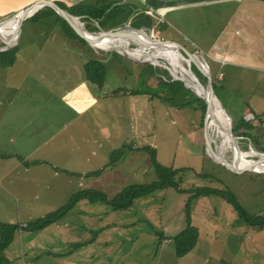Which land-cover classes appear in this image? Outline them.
Listing matches in <instances>:
<instances>
[{"label":"rangeland","instance_id":"374dc122","mask_svg":"<svg viewBox=\"0 0 264 264\" xmlns=\"http://www.w3.org/2000/svg\"><path fill=\"white\" fill-rule=\"evenodd\" d=\"M114 7L112 6L111 9L117 12L119 9H114ZM34 15L25 21L22 36L18 41L19 44L17 37L12 47H18L17 52L22 51L23 55L27 57L24 60L30 59L32 66H37L36 68H38L52 65L50 62L59 60L57 58H46L45 56L42 58L36 57L39 48L43 50L44 55H49V51L54 52L53 49L59 48L61 45L60 40H55V38L51 40L53 35L58 34V30L48 25L49 22H44L43 18H46V16H38V18L33 19ZM139 16H135L134 19L139 18ZM18 18L2 25L0 31L15 32L18 26ZM76 18L87 31V23L94 28V24L91 21L87 22L80 17ZM109 18L117 21L119 17L114 19V15H110ZM7 19H0V23ZM112 19L111 22L113 21ZM152 21L154 24L155 20ZM124 27V25H120L112 29H102L96 33L119 28L123 29ZM163 27L165 28L160 31L163 32L160 37L157 35L151 36L152 30L143 31L151 39L157 41H163L167 38H179L170 27L168 28L166 25H163ZM126 33H132L131 29ZM5 42V39L0 37V52L12 49L7 44L11 43ZM86 45L87 49H89L86 62L99 61L105 66L106 70L104 86L99 87L96 84L93 88L96 94L100 92L105 94L109 89V85L113 88L119 87L113 81L119 78V80L123 79L119 83L120 87L127 89V93L148 91L153 95L143 94L140 96L141 101L135 99V104H133L131 99L129 107L128 103L122 105V108H127L126 117L132 126L142 121L143 127L137 128L136 131L141 129L143 133L142 135L137 133L133 137L132 133L130 135L128 124H126L127 138L124 143L126 150L115 165L102 171L98 184L94 186L98 189L95 190L104 194L111 202L129 186H146L157 182L156 169L152 163L151 153L148 151V149H152L156 151L157 161L161 165L173 169L190 170L178 176V178L181 177L180 184L182 189L188 190L197 187L224 188L231 191L238 198L248 215L264 216V172L245 171L234 173L222 163L213 161L206 150L205 118L203 119L205 111L203 106L194 103L192 107L185 109L172 108L165 105L162 100L154 95L158 92L162 79L165 78L163 75L167 71L172 77V73L180 76L179 73L182 72L180 66L176 65L177 67H175L169 59L151 50L141 52L138 56L136 51L143 49L141 42L130 44V54H125L119 50H102H108L113 45L98 44V48L88 43ZM174 48L177 49V47ZM172 53L178 58L179 64L188 71L189 62L181 52L176 50ZM22 63L23 61L19 64L22 65ZM208 63H210L209 65L212 69L213 62L208 59ZM60 65L62 64L57 66ZM22 67L28 66L23 65ZM36 68L32 71L40 74ZM193 71L201 80L202 86L207 88L208 81L204 83L205 77L202 76L195 65ZM193 71L192 73L194 74ZM225 71L226 79L224 82L213 78L214 91L225 113L232 117L234 131L237 134L242 127L251 126L252 120H259L261 112H258L256 103L250 101V99L254 98L255 91H250L248 88L243 87L244 82L241 80L244 76H241V79L236 81L239 88L235 89L231 81H229V70L226 68ZM12 73L13 75L15 74L13 70L5 74L0 69V98L5 90L1 88V84H3L4 78H9ZM195 74L194 76H196ZM119 75L123 76V78ZM30 76L32 75L30 74ZM42 76L45 78L44 75ZM48 76L51 77L52 75L48 74ZM28 82L29 78L25 80L24 89L21 90L13 89L16 86H20V84H11V90H8L7 87L4 98L12 99L14 103L13 106H7L8 101L5 102L3 107H6L1 112L2 119L9 116L13 123L16 117L19 118L13 112V110H18L19 100L23 98L31 101V92L26 89ZM31 86L34 89V84H31ZM37 93L39 96H44L40 89ZM256 94H258V91ZM0 101L2 100L0 99ZM30 103L33 104L32 102ZM261 106L264 108L263 105ZM48 112H50L51 116L56 114L53 109H49ZM108 113L111 115L116 114L115 106L109 105L102 110V115L105 116ZM229 126L228 121L225 120L224 122L223 119H220L217 134L228 139L226 130ZM11 127H13V124ZM0 131L2 133L0 136V148L3 149L5 147L3 145L4 138L13 134L14 130L10 128ZM228 141L231 142L232 148H237L233 145L232 140L228 139ZM10 147H7V149ZM240 149H238L239 152L246 154L248 160H258L259 158L257 155L250 157L252 151L257 152L259 155H264V125L260 126L259 132L249 131L247 137L241 139ZM104 151L105 153L100 155L101 157H96L95 161L98 159L100 161L109 160L110 163L113 154L108 155V151L106 149ZM227 151L225 153L227 161L232 163L233 157L231 156H233V153L231 149H227ZM212 152L214 153L213 147ZM2 153L0 150V154ZM210 154L213 156L212 153ZM1 161L0 159V163ZM8 163L11 164L12 161ZM98 165L99 162L93 167L97 169L96 171H99L98 168L100 167ZM87 172H92V170L87 169ZM12 178L14 179L13 185H5V182L0 180V222L7 224L29 223L51 213L48 208H53L55 202H45L43 198H40L44 202L37 201L34 204H38L41 207L37 210L24 212L23 214L27 213L29 215L23 217L21 210L28 206L30 201L24 205V203L16 201V198L26 193H32L34 189L37 190L36 193L50 192L56 188L55 180L48 191L42 185L43 179H40L41 185L36 187L33 184L35 179L29 178L27 175L22 177L15 174ZM41 178L45 179V176ZM78 184L79 182L72 181L70 186L66 187L67 192H73L74 188L79 186ZM190 197L189 194H180L176 190L169 188L156 190L148 196L135 200L133 206L126 211H115L107 203L92 204L96 210V217L94 218L95 230L100 228L99 226L103 221L109 223L113 229H109L108 233L100 236L107 238L109 232L112 231L109 237L112 243L98 249L99 243L95 244L96 248L85 250V254L88 253V255H82L83 258L76 256L77 254H84V250L78 249L77 244H82L83 236L91 238L92 235L84 234L82 226H76V229H80L82 232H79V230L75 231V229L66 232L69 245L65 248L63 246L68 241L58 238L53 227H48L49 230L45 229L38 233L22 230L16 234L15 239L2 256L5 257V264H264V230L259 231L247 225L228 203L217 197H202L195 199L191 203V226L196 227L199 231L198 243L195 249L185 257H176L174 238L188 227L186 205ZM66 198L67 195L65 194ZM69 202L70 200L66 201V204H69ZM75 218L70 217V220L65 218L63 222H69ZM103 252L109 257H104L101 254Z\"/></svg>","mask_w":264,"mask_h":264},{"label":"crops","instance_id":"0c3cea01","mask_svg":"<svg viewBox=\"0 0 264 264\" xmlns=\"http://www.w3.org/2000/svg\"><path fill=\"white\" fill-rule=\"evenodd\" d=\"M39 1H51L61 8L65 7L67 11L68 8L84 11L99 6L104 8L117 6L124 15L123 19H119L122 26L127 25L140 31L152 30V34L158 37L163 34L160 32L165 28L163 25L170 27L179 38H167L163 41L177 43L198 57L210 70L213 88V78H217L220 82L225 81L227 68L229 81L235 89L239 88L236 81L244 76L241 80L244 82L243 87L255 91V96L250 101L256 103L258 112H261L259 115L261 118L252 120L251 126L242 127L237 134L235 133L239 138V146L240 140L243 137L246 138L249 131L259 132L260 126L264 125V108L261 106H264V0H0V19L14 16ZM148 11H152V15L148 14ZM137 15H140L139 18L134 19ZM43 19L44 22H49L48 25L58 30V34L53 35L51 40L54 38L60 40L61 46L53 49L54 52L49 51V55H44L43 50L39 48L36 57L45 56L59 60L50 62L52 65L36 68L37 66H32L30 59L24 60L27 57L22 51H18L14 65H0V69L5 74L10 70L15 72L9 78H4L1 84L2 89L7 90L8 87V90H11L13 83L20 84L13 89H24L23 84L29 78L26 89L31 92V101L21 98L18 110H13L19 117H16L13 123L9 116L2 119L1 112L6 107H3L6 101H8L7 106H13L14 102L12 99L4 98L5 90L0 98L2 100L0 101V130L10 128L14 130L13 134L4 138L5 147L0 148L3 152L0 154V159L3 161L0 163V180H3L5 185H13L12 177L15 174L22 177L27 175L35 179L33 184L36 187L41 185L40 179H43L42 185L48 191L55 180L56 188L50 192L36 193L37 190L34 189L32 193L16 198V201L24 205L30 201V204L21 210L23 217L29 215L23 214L24 212L41 207L34 204L37 201L44 202L40 198H43L45 202H55L53 208H48V211L52 213L68 205L66 201L71 200L76 193L82 190L98 189L94 186L98 184L102 174L98 178L88 177V175L97 172V169L93 167L98 162L99 171H105L112 166L109 165V160L95 161L96 157L103 155L105 149L110 155L124 146L127 138L126 124L133 137L137 133L139 135L143 133L141 129L136 131L137 128L143 127L142 121L132 126L126 117L127 108H122V105L126 103L129 107L131 99L135 104V99L140 100L141 95L133 94L135 91L129 93L124 91L119 95H113L115 90L125 89L120 87L119 83L123 79L119 80V78L113 80L119 87L113 88L109 85L105 94L104 92L96 94L93 89L96 84L90 82L85 73V65L89 63L86 62L89 49L78 38L67 34L57 17L50 15ZM148 20L151 21V26L148 25ZM152 20H155L154 24ZM24 24L25 22L17 42L22 36ZM208 59L213 62L212 69ZM58 64L62 65L57 66ZM23 65L28 67H22ZM34 68L38 69L40 74L34 73L32 71ZM31 84H34V89ZM39 89L44 96L38 95ZM257 91L258 94H256ZM109 105L115 106L117 113L102 115V110ZM49 109H53L56 114L51 116ZM229 117L233 124L232 117ZM222 119L230 124V119L225 114ZM12 124L13 127H11ZM9 146L11 147L7 149ZM10 161H12L11 164L8 163ZM87 169L92 172H87ZM43 176L45 179L41 178ZM72 181L79 182V186L74 188L73 192H67L66 187L70 186ZM70 217L76 218L63 222L65 218L70 220ZM95 217L96 210L92 203L82 200L59 222L49 228H54L58 238L68 241L66 232L74 229L82 232L76 229V226H82L84 234L92 235L91 238L83 236L82 244H77L78 249L84 250V254L76 256L83 258L82 255H88V253L85 254V250L96 248L95 244L99 243L98 249L112 243L109 240L112 231L107 238L100 235L108 233L107 231L113 228L103 221L100 228L95 230ZM27 224L19 222V225ZM68 245L69 241L63 248ZM101 254L109 257L104 252Z\"/></svg>","mask_w":264,"mask_h":264},{"label":"trees","instance_id":"16d2710c","mask_svg":"<svg viewBox=\"0 0 264 264\" xmlns=\"http://www.w3.org/2000/svg\"><path fill=\"white\" fill-rule=\"evenodd\" d=\"M66 9L65 7H62ZM114 9H119L117 12L111 9V7H94L88 8L84 11H80L79 9H69L68 12L71 15L78 16L81 15V19H85L87 22H92L94 24V28L91 27L87 22L86 27L89 32L96 33L102 29H112L116 26H120L119 19H123L124 15L120 11V8L115 6ZM67 10V9H66ZM114 13V14H110ZM54 16L60 20L62 24V28L64 31L69 34L71 37L78 38L85 45L87 42L83 40L68 24L66 20H64L54 9L50 7H45L35 13V17L38 16ZM110 15H114L115 17H119L117 21L109 18ZM123 17V18H122ZM148 25L151 24V21L148 20ZM151 26V25H150ZM87 46V45H86ZM17 48L9 49L8 51L0 52V65L1 66H12L16 62L17 57ZM193 71L194 65L191 66ZM167 71V70H166ZM105 66L101 64L99 61H92L85 65V73L86 78L94 83L98 84L99 87L104 86L105 80ZM194 72V71H193ZM195 74V72H194ZM196 75V74H195ZM165 78L162 79L161 86L158 88V92L155 93L160 100L163 101L165 105H168L172 108H181L185 109L187 107H192L194 103L201 104L203 106V110L205 111L203 114V119L205 118V113L207 111L206 102L198 97L191 89L185 86L184 82L174 79L169 72L167 71ZM203 76V75H202ZM196 78L197 75L195 76ZM199 79V78H198ZM200 83L201 80L199 79ZM207 78H204V83L207 82ZM202 84V83H201ZM126 91V89H117L113 92V95H119L120 93ZM127 93V92H126ZM133 94L143 95V94H151L148 91H135ZM164 94V95H163ZM153 96V95H152ZM247 137V136H246ZM244 138V137H243ZM241 146V140H240ZM126 148L123 146L120 149L115 150L112 154V159L110 160L109 165H115L120 159L121 155L124 154ZM151 153L152 163L156 169V174L158 177L157 182H153L149 185H132L125 189L120 195L110 202L107 197L97 190H82L76 193L70 200L69 204L64 208L52 212L42 218L36 219L28 223L27 225H19V224H7L0 222V264H5L6 260L2 254L7 250L10 244L13 242L15 235L18 231L28 230L34 233L41 232L48 228L49 226L56 224L59 222L77 203L82 200H88L92 204L96 203H107L109 204L115 211H126L133 206L135 200L148 196L152 194L156 190L160 189H169L172 188L176 190L180 194H189L191 197L187 202V216H188V227L180 232L174 238V250L175 255L178 258H183L190 252H192L199 239V231L196 227L191 226V203L195 201V199H199L202 197L210 198L217 197L223 199L226 203H228L234 211L240 216V218L249 226L254 227L259 231L264 230V216H250L248 215L243 207L241 206L238 198L227 189H220L214 187H197L195 189H182L181 188V177L178 176L186 171H190L189 169H173L168 168L161 165L157 161L156 151L152 149H148ZM235 173V172H234ZM102 171H97L90 173L88 177H96L101 176ZM158 235V233L155 232ZM10 264V263H9Z\"/></svg>","mask_w":264,"mask_h":264},{"label":"bare ground","instance_id":"6f19581e","mask_svg":"<svg viewBox=\"0 0 264 264\" xmlns=\"http://www.w3.org/2000/svg\"><path fill=\"white\" fill-rule=\"evenodd\" d=\"M36 9L37 8L30 10L26 14H28V16H31L36 11ZM18 17H19L18 18V26H17V29L15 32L8 31V30H5L3 32L0 31V34L3 37V39H5L6 42H10L11 44H13L14 41L16 42V39L19 36V33H20L19 27H20L21 19H23L25 17V15L23 13H20ZM75 22L80 28H82V25H80V23L77 20H75ZM3 25H5V24H3ZM1 26L2 25H0V27ZM84 32H85L84 35L89 40L94 41L97 39L96 38L97 35H90L89 32H86V31H84ZM131 32H132L133 36L138 40L137 42H139V43L141 42L143 45V49H140V51L139 50L136 51L137 52L136 54L138 56H139V54H141V52L151 50V51H154V53L162 55V56L166 57L167 59H169L175 67L180 65L179 62L177 61L178 58L175 56V54L172 53V52L177 50L174 48L175 47L174 45H163V44L156 45L152 42V39L150 38V36L148 37L147 35H144L145 32H144V34L142 33L143 31L137 32V31L131 30ZM132 43H133V41H130V39H127L126 37H123V36H121V37L105 36L99 42L100 45H113L112 48H110L108 50L102 49L104 51L119 50L121 52H124L125 54L131 53V51L129 50V46ZM94 46L97 48L99 47L98 45H94ZM137 47L139 48L140 46H137ZM147 47H149V49H147ZM182 72H187V71L184 69V70H182ZM188 78H189V76H188ZM188 84H189V86L194 88L197 91V93H199L200 95L205 96V97H209L208 96V90L206 88H204L203 86L202 87L199 86V84L195 80H192L191 77L189 78ZM224 114H225V116H227L230 119V117L225 113L224 109L221 108L219 102L216 99H213L212 111L210 112V117L208 118V120H210V121L207 122L208 123L207 129H208V132L210 135V140L212 142V147L214 149L215 155L221 156V157H223V159L227 160L225 153L228 152L227 149H231V152L233 153V156H231V157H233V161L230 164L233 167H235L238 170H243V169L248 168V167H251V168L253 167V168H255V170H254L255 172H256V170L261 171V173L264 172V159L261 161V163L256 164V163H254L253 160H248L246 154L240 153L237 148L236 149L232 148L231 142L228 141V139L232 140L231 129H230L231 124H232L231 119H230V126L226 130L228 139L221 137L220 135L217 134L218 122L220 121V119H222L224 117ZM255 155H257L258 157L261 156L257 152L252 151L250 157L255 156ZM210 156H212V155L210 154Z\"/></svg>","mask_w":264,"mask_h":264},{"label":"water","instance_id":"95a60500","mask_svg":"<svg viewBox=\"0 0 264 264\" xmlns=\"http://www.w3.org/2000/svg\"><path fill=\"white\" fill-rule=\"evenodd\" d=\"M44 7H50L52 9H54L64 20H66L68 22V24L70 25V27L83 39L85 40L88 44H90L91 46H94V45H98L100 40L105 37V36H111V37H126L127 39H130V41H133L134 44L138 41L132 33L128 34L126 33L128 30H134V31H137L139 32L140 30H137V29H133L132 27H129L127 25H125V27L123 29H117V30H109V31H106V32H100V33H90V35H97V39L92 41V40H89L84 34L86 32H88L86 29H83L80 28L75 20L78 21V18L72 16L67 10H64L62 9L60 6H58L57 4L51 2V1H39L35 4H33L32 6L26 8V9H23L22 11H20L19 13H17L16 15L12 16L11 18L7 19L6 21L4 22H1L0 25H3L5 23H7L8 21L12 20V19H16L20 13H23L25 15V17L23 19H21V23H20V27H19V30H21V27L23 25V23L25 22V20L30 17L28 16V13L30 10L34 9V8H37L36 11L34 13H36L38 10L44 8ZM33 13V14H34ZM32 14V15H33ZM31 15V16H32ZM79 22V21H78ZM80 23V22H79ZM80 25H82L80 23ZM84 30V31H83ZM141 32V31H140ZM144 32V31H143ZM132 34V35H131ZM146 34V33H145ZM147 35V34H146ZM151 35V34H150ZM148 36V35H147ZM152 36V35H151ZM0 37L1 34H0ZM149 37V36H148ZM151 38V37H150ZM152 42L156 45L158 44H163V45H174L175 47H177V50L181 52V54L188 60L189 62V70L187 72H180V76H178V74H173V77L174 79H177V80H180L182 82H184L185 86L188 87L189 89H191L198 97L202 98L205 100L206 104H207V111H206V116H205V122H204V130H205V139H206V150H207V154L209 155V157L215 161L216 163H222L224 166H226L230 171L232 172H245V171H254L255 168H251V167H248V168H245L243 170H238L236 169L235 167H233L227 160L223 159V157L221 156H216L214 155V153L212 152V143H211V140H210V135H209V132L207 130V122H208V118L210 117V112L212 111V101L213 99H217L216 95H215V92H214V88H213V85H212V76H211V73H210V70L209 68L204 65L199 59L198 57H196L194 54H191L189 53L188 51H186L183 47H181L179 44L177 43H174V42H171V41H157V40H153L152 39ZM6 43V42H5ZM9 46L11 44L7 43ZM12 46H14L13 44L11 45V48H13ZM172 63V62H171ZM192 64H194L198 70L200 71V73L207 78L208 80V84H207V90H208V96L209 97H205V96H202L200 95L199 93H197V91L192 88L191 86H189L188 84V81H189V78L191 77L192 80H195L199 86L202 87V84L199 82V80L194 76V74L192 73V70H191V66ZM181 67L182 70H184V68L179 65ZM206 68V69H205ZM175 69V68H174ZM175 70H178V69H175ZM206 70V71H205ZM189 76V78H188ZM219 102V101H218ZM220 104V102H219ZM221 106V104H220ZM221 108H223L221 106ZM232 123V121H231ZM231 136H232V142H233V145L235 147H237L238 149H240V146H239V138L236 136L235 134V131H234V127H233V124H231ZM241 150V149H240ZM211 151V152H210ZM210 153L213 154V157L210 156ZM264 159V155L262 154L261 156H259L258 160H253L254 163L256 164H259L261 163V161ZM257 171V170H256Z\"/></svg>","mask_w":264,"mask_h":264},{"label":"built area","instance_id":"2783aa9c","mask_svg":"<svg viewBox=\"0 0 264 264\" xmlns=\"http://www.w3.org/2000/svg\"><path fill=\"white\" fill-rule=\"evenodd\" d=\"M34 14H35V13H34ZM34 14H33V15H34ZM148 14L152 15V11H148ZM33 15H32V16H33ZM32 16H30V17H32ZM30 17H28V18H30ZM28 18H27V19H28ZM152 35H153V34H152ZM153 36H154V35H153Z\"/></svg>","mask_w":264,"mask_h":264},{"label":"clouds","instance_id":"9594fccd","mask_svg":"<svg viewBox=\"0 0 264 264\" xmlns=\"http://www.w3.org/2000/svg\"><path fill=\"white\" fill-rule=\"evenodd\" d=\"M40 10H41V9H40ZM38 11H39V10H38ZM26 20H27V19H26ZM26 20H25V21H26Z\"/></svg>","mask_w":264,"mask_h":264}]
</instances>
